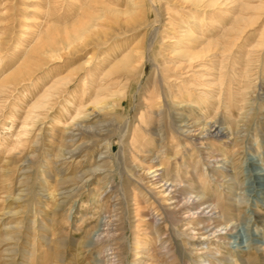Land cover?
Instances as JSON below:
<instances>
[{"label": "rangeland", "instance_id": "rangeland-1", "mask_svg": "<svg viewBox=\"0 0 264 264\" xmlns=\"http://www.w3.org/2000/svg\"><path fill=\"white\" fill-rule=\"evenodd\" d=\"M233 15L240 18L237 35L231 32ZM157 24L153 52L131 70L130 87L115 115L100 119L115 122L108 135L110 157L101 163L104 170L87 173L97 168L100 153L109 149L100 141L94 152L82 148L74 158H63L64 150L88 142L86 138L75 146L66 142L76 116L72 98L88 106L85 72L99 68L103 58H122L131 39L135 44L150 39ZM72 30L83 39L71 41ZM188 33L198 40L189 42ZM263 40L264 0H239L237 5L232 0H156L155 5L150 0H0V264H200L199 257L206 260L204 264H264L261 67L253 77L262 83L257 102L241 112L225 109L226 102L238 99L240 52L258 50ZM187 52L200 55L189 72L182 71L186 60L182 55ZM155 64L161 67L160 76L165 73L171 80L176 105L174 110L162 107L166 100L162 92L156 110L165 111L164 116L153 117L150 136L161 158L145 163V151L130 146L129 138L123 151L130 160L122 164L121 156H114L121 147L119 128L129 125V136H145L138 128L139 119L150 118L144 105L158 88H154ZM77 69L82 71L71 84L40 100L56 80ZM160 81L161 77L162 91ZM188 95L194 101H211L208 118L196 121L191 105L182 102ZM37 101L45 106L38 108ZM170 117L178 125L201 126L210 118L229 130V136L193 144L178 138ZM157 135L163 140L158 141ZM119 170L126 171L124 185ZM161 174L175 183L173 191L167 190L170 183L165 185ZM199 195H203L200 202ZM194 200L197 210L181 212ZM220 201L227 202L223 218H213L210 207ZM164 211L174 215L164 219ZM156 219L162 223L157 234ZM108 231L111 239L102 244L98 235Z\"/></svg>", "mask_w": 264, "mask_h": 264}, {"label": "bare ground", "instance_id": "bare-ground-1", "mask_svg": "<svg viewBox=\"0 0 264 264\" xmlns=\"http://www.w3.org/2000/svg\"><path fill=\"white\" fill-rule=\"evenodd\" d=\"M150 1H151V3L153 5H155V1L156 0H150ZM232 2H234L237 5V3H239V0H232ZM133 6H135V5H133ZM232 14H234V13H232ZM133 19L136 22H138L139 17H135L134 16ZM230 19H232V18H230ZM233 19H234V21H233V24H232V27H231V32L233 34L237 35V32H239L237 24H239V22H240L239 19L240 18L238 19L236 17V15H233ZM230 22H231V20H230ZM158 26H159V24H157L154 27L153 34L150 35L151 36L150 39H148L147 37L146 38H142L143 39V40L141 39L142 42L141 43H138L137 42L138 44H135L136 41L134 39H131L132 41H131V43L127 47L129 49L128 50V53L125 54V55H123L122 58H120V56H118V57H113L112 56V57H108V58H105V59L103 58L102 62L99 63V66H98L99 68L95 67V69H94L95 71H92V69H90V70H88V71L85 72V74H84L85 75V78H84V81H83V93L87 92V96L90 95L91 100H90V102H89L90 104L88 106H86L87 103L86 104L85 103L82 104L83 102L81 100L80 101L82 103H79L78 97H73L72 98V100L74 102L72 101L73 103L71 102V105H73L76 108V111H75L76 116L72 118V122L70 123L69 128L71 129V132L67 136L66 142L67 141L69 143L71 142V143L74 144V146L79 141H81L83 138L84 139L86 138V140H88V142L87 143H82L80 146H77L74 149L64 150L63 151V158L64 159L74 158L76 155L79 154V152L82 150V148H88L87 150H90L91 149L94 152V150L97 147V144L100 141H102V143L105 142L106 148L108 147L107 149H109L107 153H100L99 159L96 161L97 163H99V165L97 166V168H95L93 171H89L87 173L94 174V173L101 172L102 170H104V166H103L104 164H101V163L103 161H105L107 158L110 157L109 156V152L112 151V149H111L112 148V143H111L112 140L108 138V135L112 132V127H115L114 126L115 122L113 121L111 123H108V122H103L100 119H102L103 116H107L108 117L110 115L111 116L115 115V112H116V110L119 107V104L121 103V101L124 100V96L126 95L128 89L130 87V86H127V85L129 83L128 80H130V78L133 77V74H132L131 70H135L138 67H140L142 65L143 61H146V54L153 52L154 44H155L156 40L158 39V33H159ZM191 35H192V33H188V36H186L189 39V42H193V41H197L198 40L195 37L193 38ZM71 37H72L71 41H75V42L80 41L81 39H83V36H80L74 30H72ZM48 43H50V42H48ZM71 43H68V47L71 46ZM209 45H212V43H209ZM38 47L44 50V47L43 46L38 45ZM248 48H249V46H248ZM252 48L253 49H250L249 48L250 51L249 50L246 51L244 49L245 50L244 52H240V53L243 54V57H242L241 77H240V80H239V83H238L239 84V87H238L239 93L237 92L238 93V99L237 100H234L233 99L234 101L231 102L230 104H229V102L228 103L226 102L225 109H226V111L228 113H229V109H232V108H234V109L236 108L239 112L244 111L246 109L245 108L246 105H249V103L252 104L251 102L254 103L255 99H257V96H260V93L258 94L259 91H257V89H258V84H260L261 82H258V84H257L254 81H255V78L258 76L257 75V72H255V69H259L261 67L260 68L261 69L260 71H261V73H262V75L264 77V40H263V42H261L257 46V48H259L258 50H256V48H254V47H252ZM46 50H50V49L47 48ZM118 51L119 50L115 51V53H119ZM182 56L186 59L185 62L182 63V66H183L182 71H184V70L187 69L188 71L186 70V72H189L190 70H193V68H194L193 61H195L196 58L200 57V55H198L197 53H189V52H187L185 55H182ZM236 58H237V56H236ZM148 59L151 60L150 57H148ZM165 64H167V62ZM155 66H156L157 72H156V75H155V78H154V84H155V87L154 88H157V87L158 88L156 89V91H153V93H151V96L153 94L152 98H150L149 100L148 99L145 100L146 102H145V105H144V107L146 108V110L148 112L147 114L150 115V118L147 117L148 118L147 120H145L144 118L143 119L142 118L139 119V127L138 128H139L140 131H142L145 134V136L144 137L143 136L142 137H138V136L136 137L135 136V133L132 134V136L131 135L129 136V132H130L129 125L128 126L126 125L123 128H119V131L120 132L118 134V140H119V143H120L121 147H120L119 154L117 155L116 153H114V156L115 157L121 156V158H122L121 159L122 164L123 163H126V162L128 163V160H130V159H127V154L123 151V150H125L124 149L125 142L129 138H130V146H132L134 148L135 147L139 148V149H137V148L136 149L137 150H140V152L145 151L144 152V155H145L144 161H145V163L146 162H150V161H151V163L152 162L154 163V162L159 161L160 158H161V154H159V153L156 154L155 153V147L156 146L154 144L153 139H151V137H150V136H152V134L154 132L153 124L156 123V122H154L155 120L153 121V117L154 116H158V117H163L164 116V112L165 111H163L162 109L161 110H158V111L156 110L157 107H158V105H160L159 101L161 99H163V97H165L164 99H166V100L164 102H162V107H163V105L167 106V108H169V106H170L174 110V107L176 105H175V102H174V98L175 97H174L173 93H171V90H170V85H171L170 84L171 83L170 81L171 80L169 81V78H168V76L165 73L162 76H160L161 71H162L161 70V67H160L159 64H155ZM103 68L106 69V70L104 69L105 70L104 72H106L105 74L101 70ZM81 71L82 70L77 69L75 71V73H69L67 77L62 78V79L59 78L58 80H56L54 82V84L52 85V87H50L48 90H46V92L41 96V99L40 100L43 99L44 101H46V100L50 99L51 97H53L51 95L52 92H54L56 90L58 91L64 85L71 84L72 81L74 80V78ZM254 76H256V77L253 78ZM100 77H101V79H100ZM111 77H112L111 80H113L112 82L110 80ZM160 77L163 80L162 82H164L162 84V82L160 81L161 84H162V88H161L162 91L159 90V79H160ZM183 78L184 77H182V79ZM257 79H258V81H260L259 78H257ZM96 80H97V82H96ZM124 81H125V83H124ZM80 83H82V82H80ZM181 83H180V85H181ZM183 83H186V82H183ZM176 84H179V81ZM186 84H191V83H186ZM183 88H184V86H183ZM174 91H176V90H174ZM260 91H262L264 93V88L262 87L260 89ZM162 92L165 93V96L162 95ZM188 92L191 93V91H189V90H188ZM230 95H232V94H230ZM177 97H178V95H177ZM261 97H264V94H262ZM210 98H213V97H210ZM227 98L229 99V95H228ZM187 99H188L187 101H182V102L183 103H189V105H191L192 113H194L196 115L195 119L198 122L201 121V119L207 115V111L209 110V108L211 109V107H213V104L211 103V101H202L201 99H196V101H194L193 100L194 97L189 96V95H188ZM259 100H261V99H259ZM259 102H261V101H259ZM45 103L44 102L37 101L36 106H38V108H43L45 106ZM218 104H220V100H219V103ZM186 105H188V104H186ZM90 107H91V109L86 114H82V111L83 110H86V109H88ZM215 108H216V106H215ZM204 109H206V110H204ZM141 113H143V112H141ZM241 115L244 116L245 113L243 112V113H241ZM141 117H144V116L141 115ZM158 117H157V120L159 119ZM167 119H165V120L167 121ZM173 119L171 118V123H172L171 126H172L173 131L178 135V138L184 139L186 141H190L193 144H195L197 142L207 141V140L213 139V138H218V139L223 138V139H225V138H227L229 136V130L227 131L226 129H224L222 127H219L218 126V123L219 122H217L215 120L217 123L216 122L213 123L210 120V118H209V121L206 122V123H204L202 126L201 125H198V124H191L189 122H184V123L183 122H179V125H178V123L174 122L175 120H173ZM195 119H193V120H195ZM135 121H137V120H135ZM93 123H95L97 125H93ZM157 123H159V121ZM137 125H138V123H137ZM200 126H201V128H200ZM155 134H156V132H155ZM157 136H158V139H157L158 141L163 140V138H164V137H162V135L161 136L160 135H157ZM167 138H168V136H167ZM176 138H177V136H176ZM229 139H231V138H229ZM171 140L172 139H170V142H171ZM161 143H163V142H161ZM104 155H107V156L105 158H102V156H104ZM132 156H131V158L133 159ZM111 160H113V159H111ZM226 163L229 164V161H226ZM117 164H118V162H117ZM119 164H121L120 163V160H119ZM119 164L117 165V167L119 166ZM149 169H152V167L149 168ZM221 170H222V168H221ZM224 170L228 172V167H225ZM127 171H129V170H127ZM125 172H121V171L119 172L120 173V176L123 178V183H122L123 185H124V183L126 181H128V178L126 179V177H125V174H124ZM155 172H157V171H155ZM83 174H84V172H83ZM83 174L82 175L80 174V175L83 176ZM144 174H145V172H144ZM163 175L161 174L159 176H161V178H162L163 181L164 180L166 181L165 182L166 183L165 185L168 186L169 183H170V186L167 188V190H170V192L173 191V189L176 188L175 183L173 181L170 182L169 179L167 180L166 178L163 177ZM132 176H134V175H132ZM112 189H113V187H112ZM118 189H119V187H118ZM121 189H119V190H121ZM123 196H124V199H126V194H123ZM201 196H203V195L197 196V198L199 199L198 202L201 201V199H202ZM198 202H196V200H194L193 201V204H191V205L189 204L190 205L189 207H187V205L186 206L184 205V207H182L180 209L181 212L185 211L186 213H189V212H191L193 210H197L198 207L196 205H197ZM225 203H227V202L220 201V203H218V205L215 206L214 208L213 207H210L211 208V211L209 213H211V217H213V218H219V217L220 218H223V215H224L223 206H224ZM217 210H219V212H217ZM164 214H165V217H163L164 219H169L170 218L169 216L174 215L173 213H171L169 211L168 212L167 211H164ZM161 225H162L161 220L156 219V221H155L156 234L158 233L157 230H158L159 227H161ZM225 230H226V228H225ZM98 236L101 237L99 239H100V242L102 244L103 243H107V241L111 239V236H110L109 231H108V234H105L103 232V233H101V235H98ZM158 239H160L159 240L160 243L163 242V240L161 239V237H159ZM182 244H184V243H182ZM185 248H186V246H185ZM184 251H185V249H184ZM190 252H191V250H190ZM197 259L200 260V262H199L200 264H204L205 261H206V260L201 261V259H203V257H199ZM225 260H228L229 261V258L227 257ZM209 264H211V262Z\"/></svg>", "mask_w": 264, "mask_h": 264}]
</instances>
